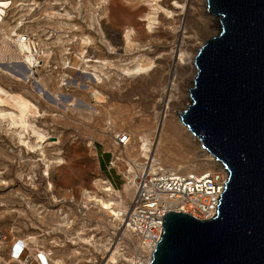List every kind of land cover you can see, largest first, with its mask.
<instances>
[{"label":"rangeland","instance_id":"rangeland-1","mask_svg":"<svg viewBox=\"0 0 264 264\" xmlns=\"http://www.w3.org/2000/svg\"><path fill=\"white\" fill-rule=\"evenodd\" d=\"M7 1L0 21V47L13 32V40L24 35L33 42L43 63L36 68L37 79L30 80L34 88L45 89V93L39 96L31 82L17 81L1 70L0 86L38 108L40 117L33 123L49 137L44 149L51 162L59 158L63 163L51 164L44 176L40 154L27 162L28 150L0 125V264H22L15 257L19 243L32 264H42L43 255L48 264H56V260L64 264H144L146 251L137 247L128 232L117 229L121 222L109 217L108 222L102 221V214L85 194L102 195L101 180L115 182L114 189L122 190L115 171L105 168L102 172L98 166L100 151L108 155L107 162L114 153L111 145L119 132L130 135L126 152L132 161L140 162L148 152L152 154V143L156 144L167 126L177 142L188 141L193 154L190 164L199 170L187 173L207 169L195 161L200 153L197 144L168 121L177 120L189 104L190 100L184 104L179 97L190 88L185 89L187 78L190 83L194 77L193 66L178 64L179 50L191 55L217 33L218 27H204L199 0H175L178 13L172 21L158 10L151 30L145 20L151 11L150 0ZM163 1L172 4L174 0L159 3L163 5ZM182 5L186 8L183 14ZM129 28L134 31V43L124 47L122 32ZM85 37L90 39L87 44ZM30 48L33 51L32 45ZM81 54L90 61L76 64ZM136 57L150 65L149 70L123 75L122 68L132 65ZM12 64L4 59L0 68ZM70 64L76 67L71 69ZM93 72L101 78L99 83L87 77L86 73ZM55 94L63 101L75 100V106L53 105ZM164 111L168 116L159 131ZM25 135L33 140L30 133ZM142 137L149 140V150L140 149ZM54 141L59 142L54 145ZM152 155L160 162L156 151ZM120 196L129 206L130 198L122 192ZM86 204L89 208L81 213ZM117 242H121L120 254L111 263Z\"/></svg>","mask_w":264,"mask_h":264},{"label":"water","instance_id":"water-1","mask_svg":"<svg viewBox=\"0 0 264 264\" xmlns=\"http://www.w3.org/2000/svg\"><path fill=\"white\" fill-rule=\"evenodd\" d=\"M217 33L178 113L226 170L214 215L169 212L148 264H264V0H206Z\"/></svg>","mask_w":264,"mask_h":264},{"label":"bare ground","instance_id":"bare-ground-1","mask_svg":"<svg viewBox=\"0 0 264 264\" xmlns=\"http://www.w3.org/2000/svg\"><path fill=\"white\" fill-rule=\"evenodd\" d=\"M101 1L104 2L105 0H101ZM159 1L161 0H150L151 11H149L145 15V20L147 21V29L151 30L153 28L154 21L156 20L155 16H156V13H158V10L162 11L165 14V16L171 21L174 19V15L176 14V12L178 13L177 11L178 2L177 1L174 0L172 4H168L166 1H163V5L160 4ZM199 1L201 2L202 7L204 9L203 11V17L205 18V21L203 23L204 27L209 28V29L211 27L212 30H215L217 27H219L217 18L207 12L206 0H199ZM8 3L9 2L7 0L0 1V21L2 20L1 16L4 13V8H6ZM185 9H186L185 6L182 5L180 13L181 14L186 13ZM13 33L6 36L5 40L2 42L1 47H0V63L4 59H6L8 64H11V63L13 64L10 66L4 67V68L1 67L0 70L17 81H21L23 83L31 82L30 79L32 78L34 80L37 79L35 77V72H36L35 55L27 44H24L21 42V36H18L17 34H15V36L17 35V39L13 40L10 37L11 35H14ZM122 33H123L122 38H123L124 47H127V45L131 46L134 43L132 39V34L134 33L133 29H130V28L125 29ZM108 34L110 33L108 32ZM112 34L118 38V34L115 31H113ZM83 42L87 44L90 42V39L88 37H85ZM11 44L13 45V48H11ZM200 46L201 45L199 44L196 50L191 55L188 53H185L184 51L179 50L178 64H180L181 66L187 67V68L188 67L191 68V66H193L194 75L196 71L195 66H194V58ZM88 61H90V59H86L82 54L81 56L79 55L76 57V64L86 63ZM93 61L97 63L98 62L101 63V61L98 59H94ZM19 63L21 65H19ZM69 67L71 69H74L76 66L75 65L73 66V64H70ZM149 68H150V65L143 64L139 60V58L136 57L132 65L122 68V72H123V75H126V76H135V75H140V74L147 72ZM85 72L86 71H83V72L81 71L80 74L81 73L83 74ZM86 74L88 75L87 77L91 81H95L97 83L101 81V78L99 77V75L95 74L94 72L86 73ZM192 80L189 83L190 80H188L187 78L185 89L192 86ZM31 86H32V89L36 91V93L39 96L41 97L44 96L45 89L34 88V85L32 84V82H31ZM181 92L182 93L179 99L182 100L184 104H186L190 100L189 92H187V90H183ZM54 98L56 102L53 103V105L55 106L63 103L65 105V108H67L68 106H75L76 104L75 100H72L70 98L67 101H63L61 97L57 94L54 95ZM4 107H10V108L6 109ZM164 108L166 110L167 106H164ZM87 109L89 112H93V108L89 107ZM167 116H168L167 112L164 111L161 121L159 122V125H160V127L158 128L159 131L163 127L162 126L163 122L166 120ZM37 117H40V114L38 113V108L32 102H30L24 96L18 93H11L0 86V125H5L7 128V131L11 132L12 137L16 138L19 146L25 147L28 150V154L30 156H28L27 162H30L31 157L33 155L40 154V157H41L40 161L44 165L43 175L46 176L48 175V170L51 164H61L63 163V160L57 158L54 160V162L50 161L46 153V150L44 149V143H46L49 137L47 136L46 133H44L42 129L38 128L33 123V119ZM168 124L171 127L183 132L189 141L197 144L198 150L200 153L195 159V161H197L196 163H199V165H204L206 166L207 169L213 170L214 172H216L219 175L221 182L223 183L227 176L226 170L222 167V165L219 162L214 160L215 158L212 155H210L206 150L202 149L200 141L189 132L187 127L181 123L180 119L179 118H177V120L169 119ZM166 128L167 126L165 127V130ZM26 133H30L32 135L33 137L32 141H30L29 138L27 139L25 135ZM58 142L59 141H54L51 143L56 145ZM141 143L142 144H141L140 149L142 151L149 150L148 146L151 147L149 140L145 137L141 138ZM152 145L154 148H152L151 153L153 154L156 151L155 149L156 144L152 143ZM127 149L128 147H126L124 150H127ZM148 158H152V155L150 154ZM23 163L26 164V161H23ZM95 185H99V183H96ZM100 187H101L100 189L101 193H103L102 195H93V194L90 195L86 193L85 194L86 198L89 201L93 202L94 204L93 206L97 208V213L102 214V221L108 222V217H109L110 219L113 218V220H117L121 222L122 217L120 216V214L122 215L123 212L128 209V204L121 198L120 193L122 192L126 194L129 198H131V195H132L131 186L129 184H124L122 187V190L119 191L117 189L112 188L107 181L101 180ZM84 208L86 210V208L88 209L89 207L87 204L83 206V209H81L82 210L81 213H84ZM214 211H215V206L213 207V210L210 213V216L214 214ZM117 229H121L123 230V232H127L126 229L124 228V224H121V226ZM113 234L117 235L115 231H113ZM120 245H121V242H117L115 247L113 248L112 254L109 258V261L111 263H115V259L117 258L118 254H120ZM154 247H155V243L152 244L147 249L146 256L148 260L145 261L144 264H148V261L150 260V256L153 252ZM25 251H26V248H25ZM25 251L23 250V252L19 256V262L22 264L27 263L30 257V256H27V254H24ZM42 258L44 259L43 256ZM46 261H47V258H46ZM56 264H64V263L61 260H56Z\"/></svg>","mask_w":264,"mask_h":264},{"label":"built area","instance_id":"built-area-1","mask_svg":"<svg viewBox=\"0 0 264 264\" xmlns=\"http://www.w3.org/2000/svg\"><path fill=\"white\" fill-rule=\"evenodd\" d=\"M21 42L29 47L32 45L35 68L41 67L43 57L35 50L33 42L24 35ZM112 143L115 150L109 155L107 169L115 171L121 186L129 184L132 190L128 209L120 214L121 224L141 251L147 253V249L160 239L162 222L169 212L188 214L198 220H208L214 215L210 216V213L214 206L216 209L225 182H221L216 172L206 169L197 174H181L162 166L152 154V158H148L150 153L142 157V161L134 162L126 152L128 149L124 150L130 145L127 132L117 133ZM107 182L114 188V183ZM16 249L15 257L19 260L23 243H19ZM43 257L41 263L47 264ZM27 264L32 263L27 261Z\"/></svg>","mask_w":264,"mask_h":264},{"label":"crops","instance_id":"crops-1","mask_svg":"<svg viewBox=\"0 0 264 264\" xmlns=\"http://www.w3.org/2000/svg\"><path fill=\"white\" fill-rule=\"evenodd\" d=\"M186 142L188 141L180 139H178L177 142V139L172 136L167 128L163 131L160 138L156 141L155 149L156 155L160 159V162L164 164V167L176 170L181 174H186L189 171L197 172L199 170L196 166L190 164L191 159H193V154ZM100 152L103 155V151ZM101 154L99 155L100 159L98 160V166L102 172H105L108 155L102 156ZM177 164L178 166H175Z\"/></svg>","mask_w":264,"mask_h":264}]
</instances>
